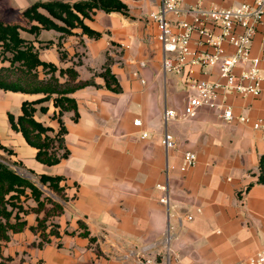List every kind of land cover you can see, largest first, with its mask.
I'll return each instance as SVG.
<instances>
[{
  "label": "crops",
  "instance_id": "0c3cea01",
  "mask_svg": "<svg viewBox=\"0 0 264 264\" xmlns=\"http://www.w3.org/2000/svg\"><path fill=\"white\" fill-rule=\"evenodd\" d=\"M122 1L129 8L126 15L98 10L85 20L102 35L99 39L79 28L62 39L53 30H42L38 37L21 32L39 49L42 61L74 68L77 82L94 81L97 86L69 95L78 116L72 111L62 117L69 156L54 166L36 160V149L12 129L8 118L21 115L24 101L44 95L0 90V158L20 163L36 176L62 177L67 197L64 213L49 222L58 226L59 237L39 247L40 235L30 229L37 225V215L30 213L24 216L23 232L10 233L8 241L0 242V264H237L264 252V185L258 183L264 128L253 127L264 120V24L251 47L261 71V95L221 90L218 106L202 107L195 118L182 119L196 94V81L225 83L218 67L165 74L158 24L150 17L160 10L161 0ZM237 2L179 0L180 14L168 18L192 22V10L200 3L209 9ZM197 39L192 49L208 51ZM107 63L121 86L119 93L109 90L101 76ZM242 72V67L235 70L237 75ZM66 80L60 78L61 83ZM220 105L231 107L236 119L225 122ZM36 108L35 119L57 131L60 126L53 117L59 110L53 101ZM167 110L179 118L166 123ZM240 116L249 122H240ZM136 120L141 126H135ZM166 132L175 140L170 151L162 144ZM189 152L197 158L190 168L184 162ZM29 206L36 203L29 200Z\"/></svg>",
  "mask_w": 264,
  "mask_h": 264
},
{
  "label": "trees",
  "instance_id": "16d2710c",
  "mask_svg": "<svg viewBox=\"0 0 264 264\" xmlns=\"http://www.w3.org/2000/svg\"><path fill=\"white\" fill-rule=\"evenodd\" d=\"M98 10L126 15L129 8L122 0H40L23 10L19 20L0 19V62L10 64L9 67H0V90L44 95L35 101H24L20 116L8 115L12 129L22 133L27 144L36 149V160L42 164L54 166L68 158L69 151L65 144L67 129L62 117L66 112L72 111L75 112V118L78 116L77 103L69 95L79 89L97 85L94 81L77 82L79 74L74 68L59 69L53 63L42 61L39 49L32 41L24 39L21 32L38 37L42 30H53L62 33V39L73 35V30L79 28L90 38L99 39L102 35L85 24V20H91ZM50 45L51 42H48L46 47ZM58 47L61 60H65L67 55L62 50L61 41ZM42 74L45 75L43 79ZM101 76L109 90L121 92V86L112 74L110 64H106ZM60 78L67 80L61 83ZM49 101H53L54 107L59 110L53 117L60 126L57 131L35 119L38 110L36 106ZM40 110L47 113L48 108L41 106ZM1 148L6 149L2 145ZM14 165L23 167L20 163ZM259 171L258 183L264 185V155L260 159ZM38 178L39 184L54 192L61 202L45 196L40 185L19 174L11 168V164L0 158V242L8 241L10 233L23 232L27 228L24 216L30 213L37 215V225L30 229L40 235L39 247L50 243L51 237H59L58 226L49 225V222L64 213L63 203L67 201V197L61 186L63 178L45 174ZM29 200H33L36 207L26 208L24 203Z\"/></svg>",
  "mask_w": 264,
  "mask_h": 264
},
{
  "label": "built area",
  "instance_id": "2783aa9c",
  "mask_svg": "<svg viewBox=\"0 0 264 264\" xmlns=\"http://www.w3.org/2000/svg\"><path fill=\"white\" fill-rule=\"evenodd\" d=\"M162 5L158 12L151 14V19L158 24V40L163 49V72L165 74H179L187 67H218L219 73L225 83L199 80L194 84L196 94L192 96L183 113L182 119H192L198 115L202 107L215 108L221 90L234 92L241 96H260L262 93V76L258 61L251 57V47L258 28L264 24V0H238L232 6L225 8L206 9L202 4L192 10V22H172L170 15L178 16L181 12L179 0H161ZM197 36V45L207 48L208 51L193 50L191 44ZM227 46L233 49L228 53ZM239 67L243 68L240 75L235 73ZM222 110L221 118L225 122L236 119L231 107L219 106ZM178 113L167 110L164 120L168 123L178 119ZM238 120L248 123L249 119L240 116ZM135 126H141L136 120ZM255 129L264 128V120L254 122ZM143 137H147L144 134ZM162 144L167 151L175 147L174 136L165 133ZM196 155L186 153L184 162L186 167L196 164ZM158 188L167 190V186L158 185ZM166 243L170 236H166ZM237 264H264V252L257 253L247 261Z\"/></svg>",
  "mask_w": 264,
  "mask_h": 264
},
{
  "label": "rangeland",
  "instance_id": "374dc122",
  "mask_svg": "<svg viewBox=\"0 0 264 264\" xmlns=\"http://www.w3.org/2000/svg\"><path fill=\"white\" fill-rule=\"evenodd\" d=\"M36 1L37 0H0V19L3 21L19 20V15H20L19 13L21 11H23L24 9H26L27 6L32 5ZM42 11L45 12L44 10H42ZM22 35L28 37L30 34L26 33V32H22ZM9 66H10V64L8 62H5V63L0 62V67H9ZM9 164H11V168H13L14 170H15V168H19L22 171V173H24V175H30L32 177L31 180L36 182L38 185H40L38 176H36L35 174H32L30 171H28L24 167L14 165L12 163H9ZM44 188L51 195H53V196H50L49 194L45 193V196H48V197L54 199L55 201L61 202L60 198L54 192L49 190L47 187H44ZM24 206L26 208H30L29 201H26L24 203Z\"/></svg>",
  "mask_w": 264,
  "mask_h": 264
},
{
  "label": "water",
  "instance_id": "95a60500",
  "mask_svg": "<svg viewBox=\"0 0 264 264\" xmlns=\"http://www.w3.org/2000/svg\"><path fill=\"white\" fill-rule=\"evenodd\" d=\"M15 170H16L19 174L24 175V173H22V171H21L19 168H15ZM24 176H26V177L29 178V179H32V177H31L30 175H24ZM40 187L42 188V190H43L45 193L49 194L50 196H53V195H51V194H50L45 188H43L41 185H40Z\"/></svg>",
  "mask_w": 264,
  "mask_h": 264
}]
</instances>
